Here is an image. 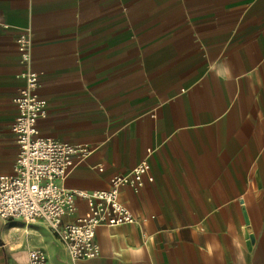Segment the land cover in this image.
I'll return each mask as SVG.
<instances>
[{"label":"crops","instance_id":"0c3cea01","mask_svg":"<svg viewBox=\"0 0 264 264\" xmlns=\"http://www.w3.org/2000/svg\"><path fill=\"white\" fill-rule=\"evenodd\" d=\"M26 70L46 102L38 135L90 149L65 188L107 189L156 150L152 179L119 193L135 221L98 226L99 254L75 264H264V0H0L4 174ZM35 247L70 264L42 220L0 217V264Z\"/></svg>","mask_w":264,"mask_h":264},{"label":"built area","instance_id":"2783aa9c","mask_svg":"<svg viewBox=\"0 0 264 264\" xmlns=\"http://www.w3.org/2000/svg\"><path fill=\"white\" fill-rule=\"evenodd\" d=\"M20 59L30 60V40L22 34L16 38ZM24 84L18 88L14 102L16 115L12 130L18 153L10 174L0 173V217H19L25 223L42 220L64 245L70 264L91 259L99 254L95 230L100 225H120L135 221L134 215L120 200L121 187L138 189L149 175V161L156 153L147 147L143 158L127 175H114L107 189L95 191L69 190L62 181L77 160L90 152L87 145L59 141L38 135L36 124L46 114V102L37 93L38 74L26 70ZM77 199L86 201L87 209L70 219L76 211ZM27 264H49L43 248L28 252Z\"/></svg>","mask_w":264,"mask_h":264}]
</instances>
